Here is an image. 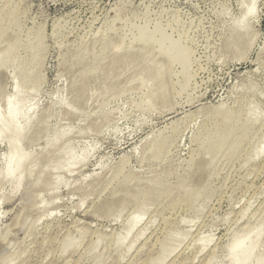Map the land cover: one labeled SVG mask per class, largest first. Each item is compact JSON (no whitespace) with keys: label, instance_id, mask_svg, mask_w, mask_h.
Instances as JSON below:
<instances>
[{"label":"rangeland","instance_id":"374dc122","mask_svg":"<svg viewBox=\"0 0 264 264\" xmlns=\"http://www.w3.org/2000/svg\"><path fill=\"white\" fill-rule=\"evenodd\" d=\"M5 1L17 13L0 30V111L16 86L38 83L32 111L17 117L38 164L14 191L0 141V264H228L233 237L264 219V0L236 53L228 43L251 0ZM179 42L185 54L171 63ZM220 105L239 111L234 132L208 150L198 133ZM249 108L261 121L244 134ZM70 142L86 152L73 173H44ZM133 215L141 221L126 236Z\"/></svg>","mask_w":264,"mask_h":264},{"label":"bare ground","instance_id":"6f19581e","mask_svg":"<svg viewBox=\"0 0 264 264\" xmlns=\"http://www.w3.org/2000/svg\"><path fill=\"white\" fill-rule=\"evenodd\" d=\"M8 3L11 4L10 1H5L3 3V5L0 4V30L3 28L4 23L8 22L9 19L11 20L12 17H14L13 19H15V14L17 13V11H15L14 9H10ZM254 6H255V0H251L248 7H246V10H244L242 12V15H241L239 21L236 23V25L233 29V33H232L230 41L228 43V46H229L232 53H236L234 51L238 49V45L240 47L243 44V42L244 43L246 42V41H244V38H245V35H247L249 33V31H248L247 26L245 25V21L248 17H250L254 13V11H255ZM147 31H148L147 28H144L141 31V34H140L141 39H147L148 38L149 32H147ZM43 36L44 35H42L40 33L37 35V37H36L37 45L34 48L33 55H37L41 51V49H43L42 48L43 41H44ZM251 42H252V40L249 39L246 44H250ZM240 43H242V44L240 45ZM160 48H161L160 49L161 52L165 49L166 50L168 49L167 47H165V49H164V47L163 48L160 47ZM168 50L170 53L169 60L171 63L178 62L179 60H181V58L185 54L184 50L180 46V42L176 43L174 46H172ZM1 79L2 78H0V82H1L0 84H2ZM26 84H27V86H26L27 91H22V90H20V88H18L16 86L14 95L6 101L5 111L4 112L0 111V141L5 142L7 147H8V151H7V155H6L5 168H4L3 175H2V181L4 182V184L11 185L12 189L14 191H17V192L20 190L26 175L33 172L35 167H36V163L38 164V162H34V161H36V159L33 161L34 156H32L28 152L24 151L25 147L22 145V143L23 144L25 143L23 141H25L24 139L27 135L29 137V134H27V132H25L24 128H22L17 123V117L23 116V115L30 113L32 111L31 106L27 107L28 104H27V98L26 97L28 95H30L31 90H34L38 83H34L33 81L31 82V80L29 79L26 81ZM2 89H3V87H1L0 91H3ZM89 95H91V94H89ZM223 106L224 105H220L216 109L213 107L215 109L214 114L219 115L221 118H218L217 120H215L211 124L212 126H209L207 123L203 124V126H200L201 129L198 133L199 139L201 137L208 135V136H206V138H208L207 139L208 142L206 143L208 150L211 149V147L214 145V143L216 141H220V142L225 141L226 142L233 135L235 127H234V125H232V123H233V120L237 119L236 117H237L239 111L235 112L234 110H230V109L224 110ZM203 109H205V108H203ZM250 110H251L250 108L248 110L246 109V115H248V114H251V115H248L249 118H247L245 120V123L243 126L240 125V128L242 126L241 129L243 130L244 134L247 133L249 128L251 129L252 127H255V125H257L259 123V121H261V118L258 115V113L254 109L252 112ZM201 112L203 113L204 110ZM194 114H195V112H193L192 115H194ZM220 121L227 123V128L225 129L226 131L224 130L221 133L219 132ZM33 125H35L34 124V118H30V120L27 121V127H29V129L32 130V128H34ZM41 125L43 126V124H41ZM171 125H173V123ZM213 126H215V127L212 130ZM41 127H38V128H40V129H38V131L43 128V127L42 128ZM36 132H37V128H36ZM162 133H163V131H162ZM32 134H35V130H34V133H32ZM220 136L222 139H220ZM32 138H33V136H32ZM26 139H27V137H26ZM29 139H30V137H29ZM165 141H166V137L159 139L156 142L154 148H156V149L160 148L165 143ZM233 142H234V144L237 143V141L235 143L234 140H233ZM49 143H50L48 145L49 147L50 146L56 147L58 141L52 140ZM31 144H32V142H31ZM70 144H71V142L68 143V146L65 145L64 146L65 148H62L61 152L58 153L53 158L54 160L52 159L53 162H51L49 165H47L48 168L44 167L46 170L43 168L44 173L56 172V170H58L60 167L64 168V171L61 170L64 173H73V171H74L73 166H76L77 164H79L86 157V155H85L86 152H85V149H83V151L80 154H77L74 152V150H72V147L70 146ZM22 147H24V148H22ZM263 152H264V141H262V145L260 147V151L257 153V157H260L263 154ZM35 158H37V157H35ZM41 170H42V168H41ZM119 175H120V173H119ZM46 176H43V177H46ZM39 177H37V178H39ZM126 178L129 179V177H126ZM124 180H125V177L124 178L122 177V179H120V184H122V183L126 184V182ZM41 183H42V181H41ZM154 183H156V182H154ZM186 183H188V182H186ZM80 184H81V182H80ZM88 184L89 183H87V185ZM46 185H47V183H46ZM86 186H84V188ZM150 187H151V185H150ZM189 187H191V186H189ZM189 187L187 186V189H190ZM153 189H154V187H153ZM184 189H185V187H184ZM183 194H185V193H183ZM179 195H180V193H179ZM182 196H184V195H182ZM182 196L180 195V197H182ZM174 198L171 199L170 203H172L173 201H176L175 200L176 198L175 199ZM177 202H178V204L180 203L179 201H177ZM172 205H173V203H172ZM140 206H141V204L138 205V207H140ZM140 221H141L140 217L136 216V215H133L128 220L127 226H126L127 227L126 228V230H127L126 236H128L131 233V231H133L138 226ZM167 221L169 222V220H167ZM167 221H166V223H167ZM247 225L241 230V232H239L237 235H235L233 237L230 245L227 248L226 256H227L228 264H251L252 261L254 262V260H253L254 257H258V256H255L254 252L257 250L256 248L260 245L261 241L262 240L264 241V238H262L264 236L263 235V233H264V219L262 221H259L258 223L256 222L253 225H251V224H249V226H247ZM140 235H141V233L137 236V239L140 237ZM168 238H169V234L166 235L164 237L163 241L161 242V250L162 251L165 250V248H166L167 241L169 240ZM122 240H123V238L121 236H118L114 239V243L115 244H121ZM178 241H182V238L179 239ZM263 241H262L261 245H263V243H264ZM131 249L132 248L129 247L127 250L126 249L122 250L119 254V257L125 255ZM262 249H261V252L263 251ZM261 256H260L261 259L258 258L259 260L258 259H255V260H258L259 264H264V254H262ZM118 259H120V258H118ZM213 259H214V256H212L211 260H213ZM153 260L150 259L147 264H152Z\"/></svg>","mask_w":264,"mask_h":264}]
</instances>
